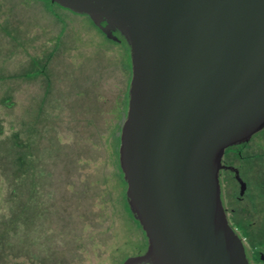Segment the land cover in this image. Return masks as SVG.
Masks as SVG:
<instances>
[{"label":"rangeland","instance_id":"rangeland-1","mask_svg":"<svg viewBox=\"0 0 264 264\" xmlns=\"http://www.w3.org/2000/svg\"><path fill=\"white\" fill-rule=\"evenodd\" d=\"M114 34L52 0H0V264H125L148 250L120 167L132 49ZM223 162L248 185L220 171L228 220L264 264V128Z\"/></svg>","mask_w":264,"mask_h":264},{"label":"water","instance_id":"water-1","mask_svg":"<svg viewBox=\"0 0 264 264\" xmlns=\"http://www.w3.org/2000/svg\"><path fill=\"white\" fill-rule=\"evenodd\" d=\"M52 1L132 49L120 164L149 246L125 264H250L220 171L264 128V0Z\"/></svg>","mask_w":264,"mask_h":264},{"label":"flooded vegetation","instance_id":"flooded-vegetation-1","mask_svg":"<svg viewBox=\"0 0 264 264\" xmlns=\"http://www.w3.org/2000/svg\"><path fill=\"white\" fill-rule=\"evenodd\" d=\"M234 146V145H233ZM230 148V147H229ZM229 148H227V149H229ZM226 149V150H227ZM222 163H223V165L224 166H226V168H223V169H230V170H232L233 172H234V174L236 175V179H237V181L241 184V192L243 193V194H245V192H246V190L248 189V185L246 184V183H244V186H242V178L240 177V175L238 174V170L234 167V166H232V165H227V164H225L224 162H223V159H222ZM222 170V169H221ZM222 200L224 201V199H223V196H222ZM224 203V202H223ZM225 206V205H224ZM226 209V208H225ZM233 227V226H232ZM235 229V228H234ZM235 231H236V229H235ZM237 232V231H236ZM239 235V234H238ZM240 237H241V235H239ZM242 238V237H241ZM243 240V239H242ZM245 249H246V254H247V257H248V260H249V263H250V258H249V256H248V251H247V248L245 247ZM260 258H262V261H264V252H262L261 251V254H260ZM251 264V263H250Z\"/></svg>","mask_w":264,"mask_h":264},{"label":"trees","instance_id":"trees-1","mask_svg":"<svg viewBox=\"0 0 264 264\" xmlns=\"http://www.w3.org/2000/svg\"><path fill=\"white\" fill-rule=\"evenodd\" d=\"M106 22H103V24H105ZM116 33V32H115ZM111 39V38H110ZM111 40H113V39H111ZM114 41H116V42H122V40L120 41V40H114ZM121 144V143H120ZM120 167H121V164H120ZM121 170H122V168H121ZM122 173H123V179H124V181H125V183H127V181H126V179H125V175H124V172H123V170H122ZM127 201H128V204H129V200H128V197H127ZM129 208H130V210H131V212H132V214H133V216L135 217V219L139 222V220L136 218V216H135V213L132 211V209H131V207H130V204H129ZM139 224H140V222H139ZM141 225V224H140ZM142 226V225H141ZM234 228V227H233Z\"/></svg>","mask_w":264,"mask_h":264}]
</instances>
